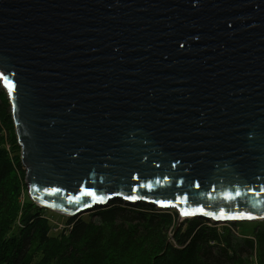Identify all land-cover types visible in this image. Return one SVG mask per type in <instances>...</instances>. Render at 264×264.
Instances as JSON below:
<instances>
[{"label":"water","instance_id":"1","mask_svg":"<svg viewBox=\"0 0 264 264\" xmlns=\"http://www.w3.org/2000/svg\"><path fill=\"white\" fill-rule=\"evenodd\" d=\"M0 80L39 207L264 220V0H0Z\"/></svg>","mask_w":264,"mask_h":264},{"label":"trees","instance_id":"2","mask_svg":"<svg viewBox=\"0 0 264 264\" xmlns=\"http://www.w3.org/2000/svg\"><path fill=\"white\" fill-rule=\"evenodd\" d=\"M0 111L10 119L2 90ZM15 160L3 148L0 134V264H33L38 246L35 264H253V240L235 245L228 237L232 227L199 226L203 218H187L169 241L168 228L177 211L158 212L146 202L114 198L87 217H66L69 228L55 230L46 215L50 210L20 192ZM220 232H227L223 239ZM252 232L255 257L264 264V223Z\"/></svg>","mask_w":264,"mask_h":264},{"label":"rangeland","instance_id":"3","mask_svg":"<svg viewBox=\"0 0 264 264\" xmlns=\"http://www.w3.org/2000/svg\"><path fill=\"white\" fill-rule=\"evenodd\" d=\"M0 90H2V93L5 95V97L8 99L7 97V93L5 91V89L3 88L2 84H1V80H0ZM9 101V99H8ZM10 105V103H9ZM10 112H11V108H10ZM11 116V114H10ZM0 134H1V140H2V145L3 148L8 151L9 156L12 158V155H14V157H16V162L17 164H19V166L15 165V174L17 175V180L19 182V187H20V192H24L25 195H28V188H27V184H26V180H25V175H26V171L24 166L21 163L20 160V147L17 143V139H16V134H15V130H14V125H13V121H12V117H10L9 120H7L6 117H3L2 112L0 111ZM123 200V199H122ZM126 203H131V202H127L125 200H123ZM137 202H144V201H137ZM136 203V202H135ZM147 203V202H146ZM36 204V203H35ZM109 204V203H108ZM105 205L104 207L108 206ZM151 204V203H150ZM149 204V205H150ZM37 205V204H36ZM155 206V205H154ZM156 207V206H155ZM158 212H162V211H170V209H160L158 207H156ZM49 211V210H48ZM91 211L89 212H83L80 214V217H87L89 215H91ZM47 217L49 218V220L52 223H60V224H64L66 221V217H70V216H65L53 211H49L46 213ZM190 218V217H189ZM187 218L181 219L178 217L175 218V220L173 221V224H171L168 228V240L172 241L173 240V231L174 228H176L178 225H182V223L186 220ZM203 223L200 224L199 226L203 225L206 223V226L208 227H217L218 229H222L225 226H229L227 228L232 227L233 230H230V233L228 234V237H230L231 241L234 242L235 245H239L241 243L244 242V240H253V254H255V248H256V236L254 235L253 229H261L263 227V223L264 220H253V221H234V222H215L211 219H204L203 218ZM213 221V222H212ZM211 224V226H209L208 224ZM56 226V224H55ZM69 227H66L65 229H68ZM55 230H58L55 228ZM221 233V232H220ZM227 232L221 233V238L223 239V236L226 235ZM42 246H38L36 247V251H35V258L33 259V264L37 263L38 261V256H39V249Z\"/></svg>","mask_w":264,"mask_h":264},{"label":"snow or ice","instance_id":"4","mask_svg":"<svg viewBox=\"0 0 264 264\" xmlns=\"http://www.w3.org/2000/svg\"><path fill=\"white\" fill-rule=\"evenodd\" d=\"M87 195L92 196L93 198H95V199H97V200H99V201H104V199H105V197H103V196H97L96 193H95V192H92V191H89V192L87 193ZM137 198H138V197H134V196H126V197H125V199H129V200H135V199H137ZM161 203H163V202H161ZM188 214H189V213H184V215H188ZM208 215H214V214H212V213H208ZM240 215H241V216H244L243 213H241ZM248 218H251V217L249 216Z\"/></svg>","mask_w":264,"mask_h":264},{"label":"built area","instance_id":"5","mask_svg":"<svg viewBox=\"0 0 264 264\" xmlns=\"http://www.w3.org/2000/svg\"><path fill=\"white\" fill-rule=\"evenodd\" d=\"M55 224H56V227H55L56 229H64L66 227H69V225H65V224H60V223H55ZM208 225L211 226L210 223ZM255 256H256V254H254L253 264H259L257 261V258Z\"/></svg>","mask_w":264,"mask_h":264}]
</instances>
